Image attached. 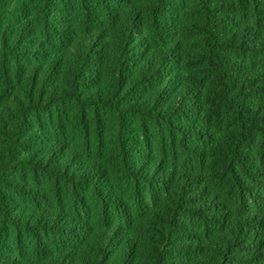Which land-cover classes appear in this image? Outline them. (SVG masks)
<instances>
[{
    "label": "trees",
    "instance_id": "trees-1",
    "mask_svg": "<svg viewBox=\"0 0 264 264\" xmlns=\"http://www.w3.org/2000/svg\"><path fill=\"white\" fill-rule=\"evenodd\" d=\"M0 264H264V0H0Z\"/></svg>",
    "mask_w": 264,
    "mask_h": 264
}]
</instances>
